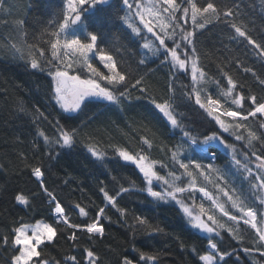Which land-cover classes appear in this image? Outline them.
I'll list each match as a JSON object with an SVG mask.
<instances>
[{
    "label": "trees",
    "instance_id": "trees-1",
    "mask_svg": "<svg viewBox=\"0 0 264 264\" xmlns=\"http://www.w3.org/2000/svg\"><path fill=\"white\" fill-rule=\"evenodd\" d=\"M151 2L143 0L145 5ZM177 2L180 3V0ZM193 2L198 7L213 2L222 12L234 11L229 23L213 20L204 28L195 29L197 52L194 57L198 70L203 73L202 77H197L195 84L190 72L161 63L163 55L159 52L153 55L149 49L143 48L146 39L139 41V47L135 38L128 39L126 25L122 23L125 16L122 0H113L107 6H84L79 24L70 25L64 32L51 22L58 19L63 22L61 13L67 10V0H0L1 264H12L11 258L21 251V246L15 244L16 230L23 224L42 220L54 227L55 236L38 247L40 256L33 257L31 264H39L41 259L49 264H74L66 260L72 256L76 257L75 264H88L87 250L95 253L98 264H123L125 257L134 264H203L200 256L210 255L206 247L209 239L218 243L220 251L235 250L236 254L229 259V264H264V255L261 254L264 249L255 251L259 246L254 239L255 232L242 219L238 224L228 221L218 207L222 205L230 215L238 218L241 215L240 206L245 211L248 207L264 211L256 198L264 197V191L253 196L250 188L255 181L248 178L242 167L236 166L230 158V149L221 146L224 151L217 149V159L209 161L183 135L184 131H189L192 137L202 140L204 135L220 132L228 144L235 146L236 159L248 163L255 171L259 162L251 153L264 155V128L260 126L264 119L249 117L242 128L238 126L239 121L221 116L230 126V131L234 127V135L223 133L214 119L195 103V94L190 97L188 93L193 89L199 91L202 102L205 96L211 95L213 99L220 100L223 111L241 110L244 115L252 109L247 97L256 95L264 98V86L259 83L260 79H264V58L257 56L244 38L234 39L236 34L230 26L231 23L242 25L253 39L264 42V0ZM189 30L193 29L189 27ZM53 31L59 35L52 36ZM86 32L98 34V46L113 57L116 71L123 69L126 76L131 73L137 78L143 75L145 84L141 87L146 86L147 92L129 87L118 104L92 98L81 111L64 112L52 98L49 69H54V64L46 63L53 59L49 40L53 43L59 40L57 55L63 57V62H72L76 68L80 64L78 54L75 50L67 52L63 45L66 40L76 37L87 42ZM146 37L148 43H152L151 35L146 34ZM166 43L170 48L173 46L170 41ZM152 46H158V41ZM41 48L44 49L43 57L40 55ZM178 51L184 57L183 50ZM88 55L101 72L110 74L95 50ZM145 56L148 62L139 64ZM34 58L43 70L31 67ZM84 71L87 74V70ZM225 72L236 85L233 92L227 95L225 93L231 86L224 76ZM241 95L245 97L242 105H233L232 99ZM152 100L157 103L167 101L174 110L179 127L171 126L155 109ZM57 121L78 129L72 146L60 147L55 143L57 136L53 126ZM40 132L49 137L47 145L39 136ZM235 135L244 139L237 141ZM90 146L103 153V158L93 157ZM121 150L134 157L144 156L146 161L153 163L157 174L168 181L166 187L169 190L177 187L188 189L193 180L194 187L209 190L217 205L202 199L197 189H188L178 194L177 199L193 208L194 211L189 208L192 215H201L199 206L203 204L202 217L206 220L208 215H212L225 226L217 229L220 236L215 233L206 235L194 228L175 200L151 197L147 191V180L134 161H123L119 156ZM245 152L248 153V160L244 157ZM173 153L178 154L176 159L185 163L193 159L205 165L211 162L219 171H205L200 175L192 167L188 170L192 172L189 177L174 162ZM162 164L166 167H161ZM35 167L41 168L44 185L65 208L71 225L79 224L83 229L97 219L101 208L105 209L98 220L103 227L102 234L76 229L77 239H69L74 230L70 225L57 221L54 204L32 174ZM173 173L179 179L173 180ZM220 176L223 180L218 178ZM162 183L154 179L151 187L162 191ZM217 185L232 200L220 192ZM101 187L110 196H116L115 206L104 198ZM121 188L128 191L120 192ZM17 195L27 197L28 204H20L15 199ZM233 200L237 201V207L232 206ZM77 204L85 209L87 216L79 214V209L75 207ZM117 208L123 209L125 214L121 215ZM136 217L143 218L146 224H140ZM257 219L260 217L257 216ZM157 228L160 231H156ZM4 236H8L7 245L3 243ZM245 248H252L253 255H247ZM141 253L156 259L145 261L141 259Z\"/></svg>",
    "mask_w": 264,
    "mask_h": 264
},
{
    "label": "snow or ice",
    "instance_id": "snow-or-ice-1",
    "mask_svg": "<svg viewBox=\"0 0 264 264\" xmlns=\"http://www.w3.org/2000/svg\"><path fill=\"white\" fill-rule=\"evenodd\" d=\"M107 0H67V10H62V19L61 23L58 19L57 21L51 22L54 27L58 26L61 32L67 31L70 25H77L82 19V13L85 10L84 6L91 5L95 7L98 4L106 3ZM124 6L125 16L122 18V23L126 25L125 31L127 32L128 39L131 41L135 38L137 47H139V41L146 39V34H151L152 43H144L143 48L149 49L153 55L160 53L163 55L164 59L161 63H168L171 66L176 67L178 70H184L186 68V62L189 59V56L196 55L195 47V29H202L208 23H211L213 20H220L224 23H229L231 18L234 16V11L229 9L227 11H221L218 9L217 5L213 2H207L203 6H197L193 0H180V3L177 0H152L150 5H145L143 0H122ZM188 5V6H184ZM179 13V15H178ZM147 17V18H146ZM167 21V23H164ZM191 21V24H189ZM230 26L234 29L235 38H244L247 41L248 45L252 46L255 54L261 58H264V42H257L253 37L247 32V30L242 25H237L236 23H231ZM189 27L193 30L190 31ZM52 36H58L59 33L53 31ZM87 42H83L79 37L66 40L63 47L66 49H75V53L78 54V59L80 64L73 67L72 62H63V57L57 55L59 40L51 43L52 57L53 59L47 60L46 63L49 65L54 64V69H49V75L52 78L51 83V92L52 98L55 100L56 104L66 113H76L82 110L83 107L87 106L89 102L92 101V98H97L100 101H107L109 103H120L121 99L126 96L127 90L129 87L133 89L139 88L142 93L147 92V87H141L145 84V78L143 75H140L139 78L133 76L131 73H128L126 76L124 74L125 70L116 71L117 64L113 62V57L108 55L104 49L99 48L98 46V34L92 32L87 33ZM158 41V46L153 47V43ZM166 41H170L173 45L171 48L168 47ZM161 49L163 50L161 52ZM96 51L97 57L100 62L103 63L104 67L110 73L109 75L101 72L92 62V57L89 56V53ZM178 50H183L184 59H180L178 56ZM69 53H65L68 55ZM40 55L44 56V49H40ZM169 56L171 59L169 60ZM55 61H61V63H55ZM148 62L147 56L142 58L139 61V64L143 65ZM239 63V62H237ZM31 67L33 69L41 68L40 63L34 58L31 61ZM87 70L85 74L84 70ZM245 71H251V69H245ZM191 73L193 84L197 83V77L203 76V73L197 69L196 60L192 59L191 61ZM255 75V73H254ZM224 76L227 77L228 84L231 86L228 88V93L233 92L235 88V83L233 78L229 76L226 72ZM84 77V78H82ZM106 82V84L104 83ZM260 85L264 86V79L259 80ZM120 88H123L124 91H119ZM118 93V94H117ZM195 94V103L200 106L201 109L205 110L209 116H211L215 123L219 125V128L223 130V133H229L234 135V127L230 131V126L225 123V118H232L239 121V127H245L244 122L248 120L249 117L256 118L260 116L264 119V98H258L256 95H251L247 97L250 100L252 109L247 111V114L244 115L241 110H229L225 109L222 113L218 111L220 108V100L213 99L211 95H207L204 98V102L201 101V94L199 91L193 89L192 92H189L188 95L191 97L192 94ZM245 101L244 96H236L232 99L233 105H242ZM152 103L155 109L162 115V117L170 123L173 127H179L176 116L173 115V109L171 105L165 101L163 103H157L156 100H152ZM39 115L43 117V113L40 112ZM47 119L46 117H44ZM264 128V123L260 125ZM55 129V134L57 139L55 143L57 146H72L75 138L78 135V129L68 125H61L59 121L53 126ZM184 137L190 141L192 144H197L200 148L203 158L209 161H214L217 158V153L211 151L217 143L226 149H230L232 152V159L235 162L236 166L242 167L243 171L248 174V178H251L255 181L251 185V192L253 196H256V193L264 191V155L258 156L256 152H252L251 156L255 157L256 161L259 163L255 166V171L249 167L248 163H245L241 166L240 161L236 159L235 155V146L228 144L223 135L220 132H212L210 135H204L202 140L192 137L189 131L183 132ZM39 136L43 137L45 144L47 145L49 137L46 136L43 132L39 133ZM259 139L258 137H254ZM244 137L241 135H235V140H243ZM249 146H251V140L248 141ZM93 157L103 158L104 154L98 152L96 149L89 147ZM177 153H173L174 162L179 165V168L185 170V174L189 177L192 176V172H189V168L194 167L198 174L203 175L205 171L218 172V169H214L213 164L210 162L208 164H202L197 160H189L187 163L182 160L176 159ZM119 156L122 157L123 161H134L139 168V171L143 174V177L147 180L149 185L147 191L151 197L157 198L159 200H176V203L181 206L183 212L186 213L190 218L192 217V212L188 207L184 205L183 200H178L177 195L185 192L188 189L185 188H175L174 190H169L168 181L157 174L154 170V165L145 163V157L139 156L134 157L129 154L127 151H119ZM244 157L248 160V153H244ZM161 167H166V165H161ZM32 174L37 178L41 188L44 193L50 199V202L54 204L53 212L60 218V222L67 223V216L65 214V208L62 204L56 199V197L48 190V188L43 183V172L40 167H35L32 170ZM173 180L179 179L175 174H172ZM220 180H223V177H218ZM162 181V191H155L151 187L153 180ZM195 181H191L189 189H194ZM217 188L220 192H223L225 196H228L229 200H232V197L224 191L223 188H220L217 185ZM128 189L121 188L120 192H127ZM204 196L212 199L210 193H208L204 188L199 189ZM234 191V190H233ZM100 192L103 194L104 198L113 206L116 203V196H110L104 187L100 188ZM120 192L117 193V196L120 195ZM259 200L260 208L264 209V197L256 196ZM15 199L23 205L28 204V199L24 195H17ZM232 206L237 207V201H232ZM79 209V214L81 216H87L88 213L83 207H80L79 204L75 206ZM220 211L224 217H227L228 221L239 223L240 220H243L245 225H248L255 232V241L258 242V247L255 251H260L264 249V211H256L253 207H248L245 211L243 206L239 207L241 213L240 217L230 215L229 211L225 209L222 205H218ZM105 209L101 208L98 213L96 220H93L92 223L87 224L83 229L81 225L72 224L70 225L73 229V234L69 239L76 240L75 235L76 229L86 230L88 233L93 234H102V226H98L99 216L104 213ZM117 211L124 215V210L117 208ZM199 211L201 215L195 216L193 226L197 227L207 233H215L217 237L220 236V233L217 231L218 228H224L223 224H219L212 215H208L206 220L202 219L201 216L204 214V206L201 204L199 206ZM257 216L260 219H257ZM140 224H146V221L143 218H135ZM150 227V226H149ZM44 231L48 234L47 239L51 241L55 236V229L49 225L44 226ZM156 231H160L158 228ZM228 231H233V229H228ZM17 235L15 237V244H25L27 245L28 237L24 234L22 229L16 230ZM33 238L36 244L41 243V233L39 231V226L33 230ZM222 239V238H221ZM3 243L7 245L9 243L8 236L3 237ZM208 248L216 254L214 259L213 256H200V260L205 261L206 264H229V259L235 255V250L232 251H220L218 243L214 242L212 239L208 241ZM244 252L247 255H253L254 250L252 248H245ZM264 255V252L261 253ZM40 253L35 250V247L32 245H27L26 248L20 251L19 255H14L11 258L12 264H21V261H24L25 264L32 257H39ZM88 264H98V261L95 258V253L92 250H87ZM141 259L155 260L153 256H147L141 253ZM239 257H237V260ZM66 260H71L72 262L76 261V257H68ZM39 264H49L47 260L41 259ZM123 264H134V262L127 257L124 258Z\"/></svg>",
    "mask_w": 264,
    "mask_h": 264
},
{
    "label": "rangeland",
    "instance_id": "rangeland-1",
    "mask_svg": "<svg viewBox=\"0 0 264 264\" xmlns=\"http://www.w3.org/2000/svg\"><path fill=\"white\" fill-rule=\"evenodd\" d=\"M146 5H150V4H146ZM147 18V17H146ZM151 35V34H150ZM147 38L148 37H146V42H148L147 41ZM66 49V48H65ZM72 50H75L74 48L73 49H66V51L67 52H70V51H72ZM178 56H179V58L180 59H184V57H182L181 56V53H179V51H178ZM170 57V56H169ZM170 59H171V57H170ZM192 59H195V57L194 56H189V59H188V61L186 62V68L183 70V71H186V72H190L191 73V61H192ZM196 66H197V63H196ZM197 69H198V66H197ZM192 74V73H191ZM149 162V164L151 163L150 161H146L145 160V163H148ZM153 164V163H152ZM176 201V200H175ZM184 205H185V203H184ZM186 207H188V208H190L192 211H194L193 210V208L192 207H190V206H187V205H185ZM181 207V206H180ZM187 215V214H186ZM187 217L189 218V222H190V224L193 226V223H194V215H192V217L193 218H190L188 215H187ZM45 225H49V226H51L52 228H54L49 222H47V221H38V222H35V223H32V224H23V225H21L18 229H22L23 231H24V234L29 238L28 239V241H27V245H32V246H34L35 247V250L38 252V247L43 243V242H45V241H49L48 239H47V233L44 231V226ZM37 226H39V231H40V233H41V243H39V244H36L35 243V241H34V238H33V230L34 229H36L37 228ZM99 226V225H98ZM194 227V226H193ZM194 228H196V229H198L200 232H202L203 234H206V235H210L211 233H207V232H205V231H203V230H201V229H199V228H197V227H194ZM17 234V233H16ZM213 234V233H212ZM211 234V235H212ZM54 238V237H53ZM27 245H25V244H20V246H21V251L22 250H24L25 248H26V246ZM206 256H213L214 257V259H215V256L214 255H206ZM33 258V257H32ZM32 258L27 262V264H31V260H32ZM88 259V258H87ZM87 263H88V260H87ZM202 263L203 264H206V262L205 261H202ZM21 264H25V262L24 261H21Z\"/></svg>",
    "mask_w": 264,
    "mask_h": 264
},
{
    "label": "water",
    "instance_id": "water-1",
    "mask_svg": "<svg viewBox=\"0 0 264 264\" xmlns=\"http://www.w3.org/2000/svg\"><path fill=\"white\" fill-rule=\"evenodd\" d=\"M112 2H113V0H107L106 3H103V4H101V5H102V6H107V5L111 4ZM57 219H58V221L60 222V218L58 217ZM62 223H63V222H62ZM64 224L71 225V224L68 222V220H67V223H64ZM0 264H1V263H0Z\"/></svg>",
    "mask_w": 264,
    "mask_h": 264
},
{
    "label": "crops",
    "instance_id": "crops-1",
    "mask_svg": "<svg viewBox=\"0 0 264 264\" xmlns=\"http://www.w3.org/2000/svg\"><path fill=\"white\" fill-rule=\"evenodd\" d=\"M194 216H197L196 214ZM202 219H204L202 216H201ZM212 234V233H211Z\"/></svg>",
    "mask_w": 264,
    "mask_h": 264
}]
</instances>
